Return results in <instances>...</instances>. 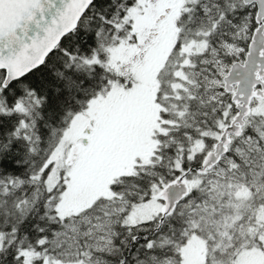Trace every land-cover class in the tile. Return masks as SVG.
<instances>
[{
    "label": "snow or ice",
    "instance_id": "6c2138e0",
    "mask_svg": "<svg viewBox=\"0 0 264 264\" xmlns=\"http://www.w3.org/2000/svg\"><path fill=\"white\" fill-rule=\"evenodd\" d=\"M0 264H264V0H0Z\"/></svg>",
    "mask_w": 264,
    "mask_h": 264
}]
</instances>
